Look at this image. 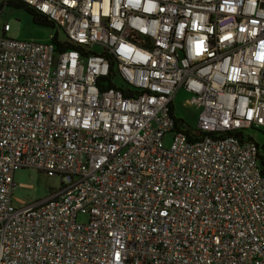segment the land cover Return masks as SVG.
Wrapping results in <instances>:
<instances>
[{"label": "built area", "instance_id": "2783aa9c", "mask_svg": "<svg viewBox=\"0 0 264 264\" xmlns=\"http://www.w3.org/2000/svg\"><path fill=\"white\" fill-rule=\"evenodd\" d=\"M11 1L65 39L3 26L0 264H264V0ZM26 168L61 187L17 208Z\"/></svg>", "mask_w": 264, "mask_h": 264}, {"label": "rangeland", "instance_id": "374dc122", "mask_svg": "<svg viewBox=\"0 0 264 264\" xmlns=\"http://www.w3.org/2000/svg\"><path fill=\"white\" fill-rule=\"evenodd\" d=\"M0 0V5L3 4ZM9 26L5 34L7 38L18 41H31L49 43L54 34L57 39L63 41L65 36L59 28L48 29L35 25L31 16L22 9L4 7L0 12V37L4 24ZM97 50V49H95ZM191 95L180 90L174 99V115L181 120L184 127L195 131L200 110L189 104ZM256 142L264 144V130H248L244 133ZM164 147L171 144V136L167 135L163 140ZM12 190V202L15 207H25L42 201L50 196L53 191L61 187V179L58 176L39 172L33 168L20 169L14 174ZM85 215H78L77 221L84 223Z\"/></svg>", "mask_w": 264, "mask_h": 264}, {"label": "trees", "instance_id": "16d2710c", "mask_svg": "<svg viewBox=\"0 0 264 264\" xmlns=\"http://www.w3.org/2000/svg\"><path fill=\"white\" fill-rule=\"evenodd\" d=\"M4 7H8V8H12V9H22L25 10L32 18V22L40 27H44V28H48V29H55V24L48 19L47 17L39 14L38 12L34 11L33 9H31L30 7L26 6L23 3H18L15 1H11V0H7L5 2H3V4L0 5V12ZM56 38V34L53 35V37L51 38V41L54 43V39ZM63 50V49H62ZM177 124L178 126L182 129L184 127V124L181 120H177ZM188 134V139L192 140V141H196L197 140V136L196 135H191L190 133H186ZM263 166V163H261V167Z\"/></svg>", "mask_w": 264, "mask_h": 264}, {"label": "water", "instance_id": "95a60500", "mask_svg": "<svg viewBox=\"0 0 264 264\" xmlns=\"http://www.w3.org/2000/svg\"><path fill=\"white\" fill-rule=\"evenodd\" d=\"M197 135H199V134H197Z\"/></svg>", "mask_w": 264, "mask_h": 264}]
</instances>
